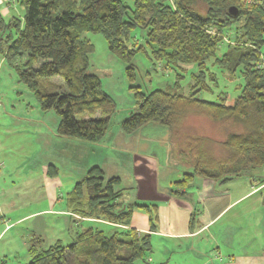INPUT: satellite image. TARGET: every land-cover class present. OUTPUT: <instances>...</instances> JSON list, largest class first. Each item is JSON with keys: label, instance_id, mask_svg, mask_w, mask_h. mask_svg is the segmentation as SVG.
I'll return each mask as SVG.
<instances>
[{"label": "trees", "instance_id": "obj_1", "mask_svg": "<svg viewBox=\"0 0 264 264\" xmlns=\"http://www.w3.org/2000/svg\"><path fill=\"white\" fill-rule=\"evenodd\" d=\"M18 3L24 8L22 16L4 15L0 4V53L42 110L59 115L58 135L101 142L117 111L100 78L89 71L94 46L84 35H103L110 52L128 64V76L134 80V57L146 47L129 46V40L133 30L140 28L146 32V45L155 62L162 63L169 76L175 73L176 81L149 93L131 86L136 111L122 122L124 135L131 136L149 124L167 127L178 158L193 168L177 182L184 189L195 177L227 184L248 177L252 169L264 164V0H133L132 7L122 0ZM232 7L236 14H231ZM223 44L227 51L220 55ZM211 61L222 73L234 76L239 72L244 79L232 104L226 98L209 101L197 97L208 88V77L218 83ZM191 65L196 67L191 88H200L184 95L180 93L181 72ZM193 111L212 122L229 123L224 138L213 141L196 135L183 137L179 143V129ZM56 170L53 165L47 167V175H56ZM120 184L121 178H107L102 167L93 166L66 196V211L75 224L94 219L92 222L105 221L118 230L109 235L85 227L76 231L71 243L58 240L46 249L41 248L42 236L34 235L27 264H137L149 260L151 235L130 225L133 211L143 209L155 231L158 206L126 203L115 187Z\"/></svg>", "mask_w": 264, "mask_h": 264}, {"label": "rangeland", "instance_id": "obj_2", "mask_svg": "<svg viewBox=\"0 0 264 264\" xmlns=\"http://www.w3.org/2000/svg\"><path fill=\"white\" fill-rule=\"evenodd\" d=\"M122 1L128 6H133V0ZM0 4L4 15L24 14V8L18 0H0ZM145 36L146 32L140 28L131 33L129 46L135 44L146 47L134 57L135 78L131 80L127 73L128 64L110 52L103 35L94 33L84 35L94 46V51L89 57V71L100 78L103 90L113 99L117 109L107 135L98 143L58 135L59 115L54 110H42L36 96L19 80L16 70L0 53V262L29 263L32 256L28 250L34 235L42 236L41 248L46 249L59 239L65 245L71 243L76 231H81L82 227L97 228L109 235L118 230L109 227V223L103 225L104 221L95 220L96 222L90 221L83 223L84 226H77L69 217L65 218L64 215H57L54 212L35 215L46 208L51 210L43 188V166L53 165L57 169L56 181L61 184L57 186V190L59 196H63V202L57 204L56 211L67 210V193L84 178L91 167L102 164L107 178L114 176L121 178L120 186L115 187L122 191V198L126 203L138 199L133 190L131 169L126 162L128 154L125 150L119 149L116 142L117 137L126 136L121 129L122 122L130 113L136 111L134 92L130 88L136 85L145 93H149L155 89H164L167 84L176 81L175 73L169 76L165 73L164 65L155 62L150 48L146 45ZM225 42L228 44L229 38H226ZM226 44L220 47V55L227 51ZM261 53L264 64V46ZM209 64L213 74H216L218 83L213 76L208 77L206 81L208 88L198 93L197 97L209 101L226 98V103L232 104L244 85L242 75L239 72L234 76L222 73L217 66L211 65L212 61ZM185 68L188 70L181 72L184 78L180 79V93L189 95L200 86L191 88L192 73L196 71V67L191 65ZM55 80L59 81V78ZM228 125L229 123L212 122L203 114L193 111L183 120L179 129L181 139L178 142L184 141L183 137L196 135L209 137L213 141L222 140ZM168 132L167 127L149 124L131 135V141L138 144L140 137L156 138L150 139L151 145L154 146L150 156L159 160L160 186H165L164 179L168 183L175 181L171 188L175 193L180 189L177 182L182 180L184 173H191L193 168L184 162L183 164L178 158L175 144L170 139L169 141L165 139ZM116 146L118 149L114 148ZM182 147H185L184 143ZM128 148L130 149V146ZM98 149H102L101 152ZM150 156L145 157L148 159ZM103 158L106 162H102ZM166 164L170 165V172L167 175ZM262 179L264 180V164L252 169L248 177L234 181L232 190L235 188L241 192L246 188L245 184L251 186L253 183L259 186ZM194 182L193 180L187 189ZM247 197L249 199L245 206L249 210H244L243 214L250 215L249 218L255 226L246 228L239 219L235 220V216L231 215L234 227L227 229L223 235L220 230L224 223H219L212 232L219 231L218 243L221 250L216 249V244L210 246L209 239L204 237L200 241H195L198 247L195 246L188 251H183L184 248L171 249L172 253L165 254L163 248L165 241L156 239L151 259L139 260L137 264H225L231 255L233 258L239 254L264 256V209L259 207L261 202V206H264V189ZM254 205L258 210H252Z\"/></svg>", "mask_w": 264, "mask_h": 264}, {"label": "crops", "instance_id": "obj_3", "mask_svg": "<svg viewBox=\"0 0 264 264\" xmlns=\"http://www.w3.org/2000/svg\"><path fill=\"white\" fill-rule=\"evenodd\" d=\"M165 136V139L169 141V132ZM131 138L132 136H119L116 138V142L119 144V149L125 150V153L128 154L126 162L131 169L133 190L136 195L135 197L138 198L134 202L145 205H157L158 220L156 221L155 231H152L149 214L143 209H135L133 211L130 226L139 233L150 234L153 248L155 246L154 241L157 239L159 241H165L163 247L165 249V254L172 253L173 250L171 249L177 248L181 250L184 248L183 251H188L195 246H199L195 244L196 240L200 241L204 237H207V240L209 239V244H211L210 246L216 244V249L221 250V246H219L218 243V238H220L219 231L212 232V229L219 223H224L221 230L219 229L223 235L226 234L227 229L234 227L232 218L230 217L231 215L235 216V220L239 219L240 223H243L242 226L246 228H253L255 226L249 218L250 215L247 216L243 213L244 210H249L245 206L246 201L249 199L247 196L262 188L264 189V180L262 182L259 181V186L253 183L251 186L245 184L246 188L238 192L235 188L234 191L232 190L234 181L238 179L227 184H220L210 179L196 177L194 179V184L190 186L189 189L180 188V194H174L171 188L175 181L168 183V181L164 179L163 184H165V186L161 187L159 181V160H155L150 156L152 154L151 150L154 147L151 145L152 141L150 139L156 138L140 137L138 139V144L135 143V141H131ZM120 144H122V146ZM128 146H130V149ZM114 148L118 149L117 146ZM98 150L101 152L102 149ZM145 156L150 157L147 159ZM103 160L102 162H106V159L103 158ZM119 162L122 164L121 160H119ZM100 167H102L103 170L105 169L103 164L100 165ZM43 172V188L48 201L47 203L51 207V210L46 208L36 212L35 215L53 214L54 212L57 215H64L65 218H70V213L67 211H63L62 209L56 211L55 209L57 204L63 202V196H59L58 194L57 186L61 184L56 181V175L52 177L48 176L47 167L45 166H43ZM169 172L170 165L166 164L165 175ZM123 201L126 202L125 199H123ZM261 203L259 207L264 209ZM252 210L256 211L258 208L254 205ZM233 212L235 214H233ZM93 220L94 219H84L79 224L76 223V225L82 226L83 223H88ZM105 223L107 222L104 221L103 225H105ZM108 226L114 228L113 225L108 224ZM83 228L85 227H82V229ZM187 244L191 245L187 246ZM227 249L231 250V248ZM175 252L176 251H174V253ZM205 253L207 254V250ZM225 264H264V256L239 254L236 258H233L231 255Z\"/></svg>", "mask_w": 264, "mask_h": 264}, {"label": "water", "instance_id": "obj_4", "mask_svg": "<svg viewBox=\"0 0 264 264\" xmlns=\"http://www.w3.org/2000/svg\"><path fill=\"white\" fill-rule=\"evenodd\" d=\"M230 12H231V14H236V13H237L236 8L232 7V8L230 9Z\"/></svg>", "mask_w": 264, "mask_h": 264}]
</instances>
